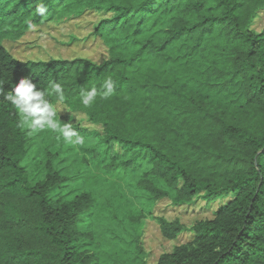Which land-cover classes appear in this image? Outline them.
Segmentation results:
<instances>
[{"label":"trees","instance_id":"obj_1","mask_svg":"<svg viewBox=\"0 0 264 264\" xmlns=\"http://www.w3.org/2000/svg\"><path fill=\"white\" fill-rule=\"evenodd\" d=\"M262 13L264 0H0V264H100L94 234L81 228L97 195L63 192L72 179L60 169L61 151H46L33 178L24 165L27 131L4 99L23 77L41 89L60 83L65 101L52 102L102 127L72 126L96 139L85 154L104 158L107 172L147 166L136 188L151 202L148 215L163 238L176 240L186 227L156 218L160 201L227 200L213 219L191 227V242L156 264H264V29L254 30ZM90 14L100 17L93 35L107 49L102 64L20 61L4 46L20 41L30 23ZM109 76L113 95L85 108L81 92ZM112 264H150L142 234L132 256Z\"/></svg>","mask_w":264,"mask_h":264},{"label":"rangeland","instance_id":"obj_2","mask_svg":"<svg viewBox=\"0 0 264 264\" xmlns=\"http://www.w3.org/2000/svg\"><path fill=\"white\" fill-rule=\"evenodd\" d=\"M97 15H87L80 20L63 24L48 23L31 29L20 41H5L4 46L12 56L20 61H45L87 59L102 64L108 58L106 47L93 33L99 22ZM264 29V13L254 25L260 33ZM57 106V119L61 123L71 118L72 126L80 125L102 132L101 126L90 123L82 113H72L69 109ZM29 153L24 161L31 177L39 174L38 164L44 159L46 151H61L63 162L60 169L72 182L63 189L65 194L93 192L98 202L92 215L87 216L82 230L95 236L91 250L98 256L100 264H112L117 258H130L134 249V239L142 234L143 247L150 264H156L161 255L173 252L176 246L192 241L191 227L202 220H211L216 211L227 201L207 205L202 198L189 206L176 207L169 200L160 201L152 210L156 218L167 221L179 220L186 230L176 240L162 237L158 222L149 214L151 202L146 194L136 188V182L147 166L138 172L109 173L101 161H93L85 154L97 141L86 137L85 143L78 147L67 145L57 134L45 129L29 135ZM141 218L140 224H134L132 218Z\"/></svg>","mask_w":264,"mask_h":264},{"label":"clouds","instance_id":"obj_3","mask_svg":"<svg viewBox=\"0 0 264 264\" xmlns=\"http://www.w3.org/2000/svg\"><path fill=\"white\" fill-rule=\"evenodd\" d=\"M35 11L40 16L47 12L44 3H37ZM29 28L34 25L29 24ZM115 80L109 76L105 78L99 89L92 87L90 90L81 92V104L91 107L99 96L108 99L113 95ZM0 94L3 89L0 88ZM55 96L57 103L65 101L64 88L60 83L52 82L48 89H41L33 82L31 77H23L4 95L12 106H14L18 117L19 126L29 130V135L48 129L57 134V139H62L67 145L78 147L85 143V138L75 130L71 123H61L58 119L57 106L50 99Z\"/></svg>","mask_w":264,"mask_h":264}]
</instances>
